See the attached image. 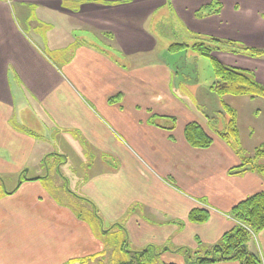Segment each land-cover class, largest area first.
I'll list each match as a JSON object with an SVG mask.
<instances>
[{"label": "crops", "instance_id": "obj_1", "mask_svg": "<svg viewBox=\"0 0 264 264\" xmlns=\"http://www.w3.org/2000/svg\"><path fill=\"white\" fill-rule=\"evenodd\" d=\"M224 1L261 32L264 0ZM166 3L198 36L235 23L218 0H0V181L14 185L0 193V264H79L104 255L118 231L132 251L153 249L155 264H185L182 248L203 254L236 225L231 209L264 190L258 172H228L240 160L218 136L207 148L186 141L198 116L171 85L193 83L198 59L171 43L153 65L151 15ZM180 54L195 62L185 77ZM55 154L71 188L58 194L43 168L57 167ZM194 208L208 219L189 221ZM252 236L264 264V229Z\"/></svg>", "mask_w": 264, "mask_h": 264}, {"label": "rangeland", "instance_id": "obj_2", "mask_svg": "<svg viewBox=\"0 0 264 264\" xmlns=\"http://www.w3.org/2000/svg\"><path fill=\"white\" fill-rule=\"evenodd\" d=\"M218 2L222 3L221 11L223 12V14L225 15V13L227 12L229 15V19H232L235 23L233 24V26L232 24H230V21L227 24H222V26L217 29V32L210 36H198L190 33V31L188 32L186 26L182 23V21H178L176 13H174L172 7L167 3L162 8H158V10L161 9V11H153L151 15L152 24L154 28L159 30L158 34H155L157 37L158 45L153 54V65L158 64V54H162L164 50L167 49V46L171 43H186L187 45L191 46L194 41L199 40L215 48L217 44L212 41L211 38H219L226 41L228 40L227 37L229 35H234L236 32L241 33V37L243 39L246 38L249 40L248 42L245 41L247 44H258L256 46L264 49V16L262 17V30L260 32L259 27H257L256 22L253 20L256 17L234 20L233 18L235 17V15H232L229 11V2L228 4L224 0H218ZM261 7L264 8L263 2ZM232 44V46L227 45V47L225 48L216 49V55L221 60L228 62V65L236 64L251 70L257 80L264 84V54L260 56H252L250 52L243 50L244 43H241V41H232ZM188 49L192 50L191 48H186L184 50ZM188 53L191 54L192 57L193 55H195V57L198 59V61H195L198 69L193 72V78H195V81L193 83H186L183 81L178 82L177 86L173 81L171 85L173 94L184 100L185 104L191 109L194 114H196L195 117L198 116L197 120L200 122H197L211 137L217 136V131L225 129L227 120L229 118L227 111L223 108L222 101L232 107L236 112V121L239 132L238 142H233L235 148L239 149L240 154H242L244 157L252 156L254 150L264 143V97H251L249 95L233 94H225L223 96H219L210 89L204 88L205 85L211 84L212 82L216 81V78L213 74L211 62L207 57L199 55L198 53L195 54L192 51H188ZM168 57L172 59L174 55L170 53L168 54ZM190 57L191 56L187 57L185 54H180V56L175 58L177 64L176 68H180V71L177 70V75H182L183 77H185L187 72H183L184 69L182 68L186 60H188V63H195L194 60H191ZM189 79L191 80L192 78H188L187 80ZM194 93L196 94V96H194ZM55 156L57 158V167L50 168L49 166L47 170L46 164H43V168L45 170L44 172H50V174H52V178L48 180L49 183L46 185L49 187L50 191L52 190L56 194H58V192L62 191L63 189H69L70 184L66 183L67 181L65 179V174L59 167L61 157L59 155L57 156V154H55ZM256 164L264 165V158L257 159ZM70 165V173L74 174L75 172V174L77 173L79 175L81 167L77 165L75 166V164ZM66 170L67 172H69L68 169ZM53 182H56L59 188H56V184H54ZM13 186L14 185L12 183H3L2 181H0V193H2L6 188H8V190H11ZM72 188L74 189V187ZM87 214L88 213H85L83 216L87 218ZM89 218L95 221L94 223L91 221V223L100 234L97 220L92 217ZM105 228L108 227L105 226ZM252 237L253 236H251V238ZM105 239V242L107 244H111V248L108 247L104 255L92 258L84 264H124L127 262L129 264H137L136 259L139 255L136 254L137 252L132 251L133 248L128 244V242H125V232H109V234L105 235ZM251 243L252 241L249 242L250 247L252 245Z\"/></svg>", "mask_w": 264, "mask_h": 264}, {"label": "trees", "instance_id": "obj_3", "mask_svg": "<svg viewBox=\"0 0 264 264\" xmlns=\"http://www.w3.org/2000/svg\"><path fill=\"white\" fill-rule=\"evenodd\" d=\"M217 46L211 47L203 41H196L191 46L186 43H173L169 46V52L175 53L186 48H191L199 55L207 57L212 65L216 81L212 83L210 89L219 96L225 94L249 95L251 97H264V84L257 80L251 70L236 67L223 63L213 51L233 45L232 41H222L218 38H211ZM243 50L250 52L252 56L264 54V49L243 46ZM223 108L228 113V120L224 130L217 131L219 138L224 140L238 156L240 164L231 168L230 174H240L246 171L258 172L264 177V165L256 164V160L264 158V143L254 150L252 156L244 157L240 150L235 148L233 142H238V126L235 110L222 101ZM186 141L193 147L207 148L213 139L202 128L197 121H191L184 127ZM231 216L236 220V225L225 232L214 244L205 248L203 254L192 251L189 248H182L185 256V264H212L221 261H238L239 264H263L262 259L248 248V241L252 234L264 229V190L248 196L237 203L230 211ZM188 219L191 222H205L208 219V211L202 208H194L189 212ZM137 264H155L156 253L153 249H145L137 252ZM81 259L79 264H84L88 260ZM124 264H129L124 263Z\"/></svg>", "mask_w": 264, "mask_h": 264}]
</instances>
